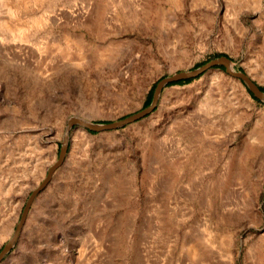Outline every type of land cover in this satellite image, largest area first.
Masks as SVG:
<instances>
[{"label": "rangeland", "instance_id": "1", "mask_svg": "<svg viewBox=\"0 0 264 264\" xmlns=\"http://www.w3.org/2000/svg\"><path fill=\"white\" fill-rule=\"evenodd\" d=\"M221 56L264 89V0H0V253L37 191L0 264H264V105L222 66L56 164Z\"/></svg>", "mask_w": 264, "mask_h": 264}, {"label": "water", "instance_id": "2", "mask_svg": "<svg viewBox=\"0 0 264 264\" xmlns=\"http://www.w3.org/2000/svg\"><path fill=\"white\" fill-rule=\"evenodd\" d=\"M232 62L231 60L226 57V56H221L219 58H216L214 60H211L209 62H207L206 64H204L203 66H201L200 68L193 70V71H185V72H179L177 74H173L171 76H167L163 79H161L155 86L153 94H152V101L150 103V105L142 110H140L139 112L132 114L120 121L117 122H111L108 124H85V123H81L78 120L75 119H71L68 123V126L65 130L64 136H63V141L61 144V151H60V158L58 160V162H56L57 165H59L66 153L67 147H68V133L69 130L71 128V126L73 124H78L81 127L87 129V130H91V131H100V130H104V129H115L118 127H121L123 125H128L131 123H134L138 120H141L143 118H145L147 115L151 114L155 107L157 106V103L159 101L160 95L162 90L168 85V84H172L175 82H179V81H183V80H187V79H191L196 77L197 75H199L200 73L209 70L213 67L216 66H222L224 67L226 73L233 79H236L238 81H241L243 83V85L246 87V89L248 90V92L252 95V97L254 99H256L258 102H260L262 105H264V91L244 72L242 71H233L231 70V66H232ZM56 165V166H57ZM54 168L50 169V172L53 170ZM37 191H34V193L32 194V196L29 198L26 208L23 212L21 221L19 222L15 233L13 235V237L11 238V240L5 245L4 249L2 250V252L0 253V259L9 251V249L12 247V242H15L18 236V233L20 231L21 225L24 221L25 215L27 213L28 207L30 206V204L33 201V198L35 196ZM15 240V241H14Z\"/></svg>", "mask_w": 264, "mask_h": 264}, {"label": "bare ground", "instance_id": "3", "mask_svg": "<svg viewBox=\"0 0 264 264\" xmlns=\"http://www.w3.org/2000/svg\"><path fill=\"white\" fill-rule=\"evenodd\" d=\"M179 1V0H178ZM253 1V0H252ZM214 2H216V1H214ZM218 2V1H217ZM216 2V3H217ZM256 2V1H255ZM220 3V2H219ZM219 3H218V6L217 7H215L214 8V10L216 11L215 13H219L220 11H221V9H220V5H219ZM258 3V2H257ZM73 45L75 46V48H76V51H78L80 54H81V44H80V42L79 41H73ZM231 70H233L232 68H231ZM234 87L235 88H238V91H240V94H241V96L243 97V98H246V99H249V96H248V94L244 91V89H243V87L238 83V84H234ZM80 122L81 123H85V124H87L86 122H83V121H81L80 120ZM81 136V137H89V135H88V133H86L84 130H79L77 133H76V135L75 136ZM75 136H73V137H75ZM262 134H260L259 135V138L260 139H262ZM76 138V137H75ZM56 167V165L55 164H53L52 166H51V168H55ZM5 231V230H4ZM5 232H3L2 233V235L4 234ZM9 234V232H7L6 231V235H8ZM195 249H194V251L195 250H197L196 249V247H194Z\"/></svg>", "mask_w": 264, "mask_h": 264}, {"label": "trees", "instance_id": "4", "mask_svg": "<svg viewBox=\"0 0 264 264\" xmlns=\"http://www.w3.org/2000/svg\"><path fill=\"white\" fill-rule=\"evenodd\" d=\"M262 89V88H261ZM263 91H264V89H262ZM152 94H153V92H151L150 94H149V96H148V98H147V100H146V103H145V105H144V108H146V107H148L149 105H150V103H151V101H152Z\"/></svg>", "mask_w": 264, "mask_h": 264}]
</instances>
